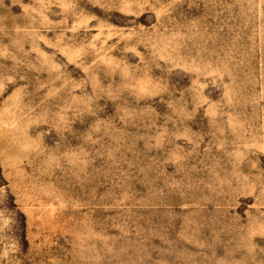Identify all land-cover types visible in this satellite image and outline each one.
I'll return each instance as SVG.
<instances>
[{
  "label": "rangeland",
  "instance_id": "obj_1",
  "mask_svg": "<svg viewBox=\"0 0 264 264\" xmlns=\"http://www.w3.org/2000/svg\"><path fill=\"white\" fill-rule=\"evenodd\" d=\"M0 264H264V0H0Z\"/></svg>",
  "mask_w": 264,
  "mask_h": 264
}]
</instances>
